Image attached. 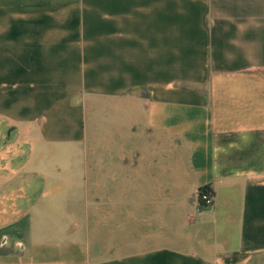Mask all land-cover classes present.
<instances>
[{
  "label": "crops",
  "instance_id": "obj_1",
  "mask_svg": "<svg viewBox=\"0 0 264 264\" xmlns=\"http://www.w3.org/2000/svg\"><path fill=\"white\" fill-rule=\"evenodd\" d=\"M0 264H264V0H0Z\"/></svg>",
  "mask_w": 264,
  "mask_h": 264
},
{
  "label": "rangeland",
  "instance_id": "obj_2",
  "mask_svg": "<svg viewBox=\"0 0 264 264\" xmlns=\"http://www.w3.org/2000/svg\"><path fill=\"white\" fill-rule=\"evenodd\" d=\"M96 121L94 115L87 122V147H88V161H89V175L87 184V193L89 200V220L90 227L95 226V221L100 220L102 209L110 208V191L111 185L102 184V177L105 176V170L95 169L96 153L94 152V145L96 143L95 128ZM100 139V138H99ZM100 165V164H99Z\"/></svg>",
  "mask_w": 264,
  "mask_h": 264
},
{
  "label": "built area",
  "instance_id": "obj_3",
  "mask_svg": "<svg viewBox=\"0 0 264 264\" xmlns=\"http://www.w3.org/2000/svg\"><path fill=\"white\" fill-rule=\"evenodd\" d=\"M198 201L202 202L205 206H209L213 202V195L211 191L204 192V191H198Z\"/></svg>",
  "mask_w": 264,
  "mask_h": 264
},
{
  "label": "trees",
  "instance_id": "obj_4",
  "mask_svg": "<svg viewBox=\"0 0 264 264\" xmlns=\"http://www.w3.org/2000/svg\"><path fill=\"white\" fill-rule=\"evenodd\" d=\"M199 191L209 192L210 190L207 187H203V188H200ZM199 203L205 206L202 202L199 201Z\"/></svg>",
  "mask_w": 264,
  "mask_h": 264
}]
</instances>
